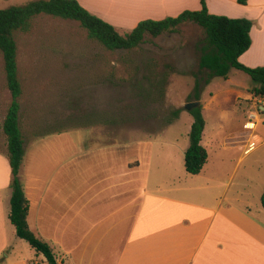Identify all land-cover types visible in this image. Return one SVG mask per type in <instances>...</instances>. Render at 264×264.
<instances>
[{
  "label": "crops",
  "instance_id": "obj_1",
  "mask_svg": "<svg viewBox=\"0 0 264 264\" xmlns=\"http://www.w3.org/2000/svg\"><path fill=\"white\" fill-rule=\"evenodd\" d=\"M76 1L109 24L131 29L142 20L201 9L199 0H127L129 12L114 13L112 7L124 0ZM206 8L213 15L252 22L251 45L238 60L263 67L264 0L246 5L206 0ZM239 72L232 69L221 90L210 92L206 101L200 96L205 121L200 144L207 161L197 175L184 168L189 139L158 141L157 133L133 132L110 137L90 127L24 136L19 126L27 225L51 246L57 264H264V154L258 155V165L248 159L264 140L237 132L234 119L221 109L222 102H231L234 109L240 104L264 114V96L252 92L257 84ZM5 101L0 96V264H47L31 247L35 259L11 261L10 252L24 240L8 219L12 176L2 129ZM215 110L221 116L208 125V114ZM257 120L254 129L264 122L260 116ZM247 161L260 184L252 185L251 177L234 183Z\"/></svg>",
  "mask_w": 264,
  "mask_h": 264
},
{
  "label": "rangeland",
  "instance_id": "obj_2",
  "mask_svg": "<svg viewBox=\"0 0 264 264\" xmlns=\"http://www.w3.org/2000/svg\"><path fill=\"white\" fill-rule=\"evenodd\" d=\"M30 1L33 0H0V10ZM99 1L101 4L106 2ZM129 7V2L124 0L111 10L125 13L129 12ZM107 9L106 6L99 8L105 12ZM112 26L122 36L133 29L124 25ZM203 37L197 25L184 23L174 33L165 32L158 37L145 35L143 42L134 49L109 51L89 40L77 22L45 15L34 18L29 31H18L14 35L21 86L19 126L24 136L31 132L41 134L90 127L93 133L110 137L127 132L157 133L158 141L160 138H177L183 143L189 139L193 122L184 105L194 102L195 81L200 82V96L204 101L210 92H219L224 83V78H213L212 85L204 89L206 72L199 71L198 67ZM239 74L252 82L245 73ZM0 96L1 100L6 99L7 110L11 96L6 87L1 53ZM238 105L234 109L231 102H222L221 109L234 119L237 132L251 134L255 140L259 135L264 140V122L254 130H242L247 110L261 118L264 114L256 107ZM175 111H178L176 117ZM220 112H209L208 125L221 116ZM262 154L264 146L248 159L256 160L258 165V155ZM250 168L252 170L248 161L244 163L236 172L234 183H242L244 178L251 177L252 185L260 184V176L253 171L254 178ZM20 243L21 246L10 252L11 261L27 256L35 259L29 244Z\"/></svg>",
  "mask_w": 264,
  "mask_h": 264
},
{
  "label": "trees",
  "instance_id": "obj_3",
  "mask_svg": "<svg viewBox=\"0 0 264 264\" xmlns=\"http://www.w3.org/2000/svg\"><path fill=\"white\" fill-rule=\"evenodd\" d=\"M239 5H246L248 0H236ZM201 9L183 11L176 17L162 20H142L129 34L120 35L108 22L92 14L76 0H33L24 5L11 6L0 10V53L6 86L10 92L11 102L3 122V133L7 142V156L11 170V197L8 219L15 228L16 237L24 240L38 254H42L47 264H57L56 255L51 246L39 239L27 225L28 201L25 197L21 180V168L24 159L23 137L18 124L21 86L17 76L16 32H27L34 18L45 15L77 22L86 31L89 40L95 41L109 51L131 50L143 42L145 35L158 37L165 32H177L180 24L192 23L201 28L203 39L200 42L199 71H205L204 85L213 78H226L232 69L239 70L250 77L257 87L252 89L255 95L264 96V66L250 68L239 62V57L250 45L252 22L247 19H233L226 16L210 14L206 0H199ZM201 85L195 81L193 87L194 101L200 100ZM191 124L189 147L184 154L186 173L197 175L207 161V152L201 146V137L205 126L202 106L189 111ZM178 111L173 113L177 116ZM264 208V191L261 196Z\"/></svg>",
  "mask_w": 264,
  "mask_h": 264
},
{
  "label": "built area",
  "instance_id": "obj_4",
  "mask_svg": "<svg viewBox=\"0 0 264 264\" xmlns=\"http://www.w3.org/2000/svg\"><path fill=\"white\" fill-rule=\"evenodd\" d=\"M259 98H261V95H258ZM257 115L252 113V112H249L247 113V116H246V122H245V129L246 130H253L256 123H257Z\"/></svg>",
  "mask_w": 264,
  "mask_h": 264
},
{
  "label": "water",
  "instance_id": "obj_5",
  "mask_svg": "<svg viewBox=\"0 0 264 264\" xmlns=\"http://www.w3.org/2000/svg\"><path fill=\"white\" fill-rule=\"evenodd\" d=\"M199 104H200L199 101H194V102L186 103V104L184 105V108H185L187 111H190V110H192L193 108L198 107Z\"/></svg>",
  "mask_w": 264,
  "mask_h": 264
}]
</instances>
